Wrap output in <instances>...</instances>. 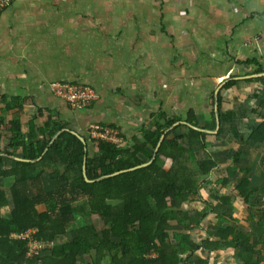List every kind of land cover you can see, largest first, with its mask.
I'll return each instance as SVG.
<instances>
[{
    "label": "crops",
    "instance_id": "obj_1",
    "mask_svg": "<svg viewBox=\"0 0 264 264\" xmlns=\"http://www.w3.org/2000/svg\"><path fill=\"white\" fill-rule=\"evenodd\" d=\"M230 80L233 86L223 89ZM58 82L87 85L97 98L72 109L51 91ZM218 96L221 113L231 112L230 119L220 121ZM0 97L15 104L6 111L0 104V115L6 123L19 121L23 134L47 118L83 138L98 124L115 128L123 149L143 141L161 122L158 113L177 118L162 134L189 127L194 116L216 167L208 174L193 171L202 180L198 198L183 208L201 210L204 201L228 197L235 206L223 208L235 218L230 225L255 245L256 261L264 257V225L256 222H264L256 210L264 195V141L251 146L236 137L245 139L249 128L264 122V0H14L0 15ZM7 129L0 127L3 145L12 138ZM35 134L34 141H44ZM86 149L91 157L96 153L91 143ZM20 159L0 153V169ZM244 179L255 190L251 214L247 205L245 214L236 206L241 199L235 188ZM12 181L0 177V187L8 192ZM10 209L11 203L0 213ZM202 224L190 234L197 243L207 238L204 229H217L216 216L209 213ZM230 250L218 264H241ZM221 252L196 253L205 259Z\"/></svg>",
    "mask_w": 264,
    "mask_h": 264
},
{
    "label": "trees",
    "instance_id": "obj_2",
    "mask_svg": "<svg viewBox=\"0 0 264 264\" xmlns=\"http://www.w3.org/2000/svg\"><path fill=\"white\" fill-rule=\"evenodd\" d=\"M260 72L261 68L255 70ZM234 83L230 80L222 88H230ZM221 101L218 96L220 121L230 119L231 112L221 113ZM261 102L264 106V99ZM0 104L4 111L15 105L5 97H0ZM157 116L161 122H156L153 130L145 132L143 141L135 142L130 149L90 140L87 136L83 143L64 124L50 118L40 126L30 125V131L23 134L19 121L9 118L7 131L12 138L3 145L0 131V153L17 155L27 161L0 169V177L13 179L8 192L0 187V209L11 203L9 213H0V264H78L86 256L90 260L82 258V264H192L190 258L197 251L215 252L224 246L233 249L241 264H258L254 259L255 245L230 225L235 218L223 211L225 207L228 211L235 209L228 197L218 200L215 196V203L212 199L204 201L201 210L183 208L186 201L198 198L200 183L193 170L208 174L216 167L214 158L206 151L205 133L187 126L180 135L171 137L170 132L149 165L123 171L151 160L163 130L177 121V118L167 119L162 113ZM4 119L0 115V127L6 123ZM187 123L197 124L194 116ZM35 129L44 141H34ZM249 129L251 132L245 139L240 134L236 136L235 128L230 130L247 145L264 141V122ZM87 143L96 149L92 157L85 151ZM198 151L204 152L203 158L196 159ZM239 154L236 151L232 156L236 162ZM160 157L171 161L169 168L159 166ZM83 163L86 178L82 174ZM119 171L123 172L112 175ZM44 172L55 182L53 189L43 188ZM235 189L251 214L256 207L250 202L255 190L248 186L247 179L241 180ZM80 200H85V204H78ZM259 202L261 206L256 210L264 218V195ZM38 206H44V211L40 212ZM209 213L216 216L217 229H204L207 238L197 243L190 234L203 228ZM80 218L83 224L75 226ZM171 222L180 227L172 236L175 243L168 241ZM256 222L264 225L262 219ZM25 233L29 237H13ZM66 235L69 236L59 248L52 246L48 251L35 250L29 254L30 241L53 243L57 237ZM193 264H206V261L197 260Z\"/></svg>",
    "mask_w": 264,
    "mask_h": 264
},
{
    "label": "built area",
    "instance_id": "obj_3",
    "mask_svg": "<svg viewBox=\"0 0 264 264\" xmlns=\"http://www.w3.org/2000/svg\"><path fill=\"white\" fill-rule=\"evenodd\" d=\"M13 1L14 0H0V15L12 4ZM50 89L56 97L65 102L72 109L87 108L97 98L96 94L89 86L79 83H52ZM86 132V135L90 140H103L116 145L123 143V138L119 136L118 131L110 126L91 124ZM13 237L26 238L29 237V234L25 233ZM31 243L35 242H29V254L39 249L38 247H31ZM258 264H264V257L258 262Z\"/></svg>",
    "mask_w": 264,
    "mask_h": 264
},
{
    "label": "rangeland",
    "instance_id": "obj_4",
    "mask_svg": "<svg viewBox=\"0 0 264 264\" xmlns=\"http://www.w3.org/2000/svg\"><path fill=\"white\" fill-rule=\"evenodd\" d=\"M4 122H6V119H4ZM6 125H7V123H5ZM4 124V125H5ZM176 134L175 133H172L171 135H175V136H177V135H180V134H182V133H184L185 132V129H183V128H177L176 129ZM117 146L118 147H120L121 148V144H117ZM201 154V152L200 151H198V152H196L195 153V156H196V159H199L201 156H203V155H200ZM227 157H229L228 155H227ZM170 162V164H171V161H169ZM158 164H159V166H162L164 169H167V168H169L170 167V164L168 163V160L167 159H165V158H162V157H160V160H159V162H158ZM194 171V170H193ZM195 171H197V170H195ZM197 173V172H196ZM194 177H196L197 179H198V182L200 183L202 180L199 178V175H197V176H194ZM42 179H43V181H42ZM42 179H41V181H42V184H43V187H45V190L47 191V190H50V189H53V187H54V184H55V182L53 181V180H50L49 178H48V173H43V177H42ZM236 183V182H235ZM235 183L233 184V185H231V187L233 188L234 187V185H235ZM229 188V187H228ZM227 189V188H226ZM230 189V188H229ZM228 190V189H227ZM231 190V189H230ZM235 193V192H234ZM240 200V199H239ZM250 201H251V199H250ZM237 202H239V204H238V207L239 208H241V212H242V214H245V210H246V205L240 200V201H237ZM252 202L254 203V200L252 199ZM85 204V200H80L79 202H78V204ZM75 205V204H74ZM37 209L41 212V211H44V206H38L37 207ZM4 212H6V211H4ZM243 218V217H242ZM240 221H243V219H241ZM251 222V221H250ZM76 224H75V226H80V225H82L83 224V219H79L77 222H75ZM245 223V222H244ZM252 223V222H251ZM242 222H240V225L242 226ZM171 229L167 232V234H168V241H171V242H173V243H175V241H173V233L174 232H176V231H178V230H180V227L176 224V222H171ZM250 224H247V222L245 223V226H249ZM255 226V225H254ZM247 229H248V227H247ZM247 231H250V230H246V232ZM67 236H69V235H66V236H64V237H57V239L53 242V243H38V242H35V243H31L30 244V246L31 247H38L39 249L38 250H42L41 252H44V251H48V249L49 248H51L52 246L53 247H57V248H59V246L67 239ZM167 241V240H166ZM231 249V247H227V246H224V247H222V248H220L219 250H221L222 252L221 253H219L217 256H210L212 259H210V257H209V255L208 256H206V257H203V258H205V261H206V258H207V260L209 261V262H207L206 261V264H218L219 262H221V260L225 257V253H227V254H229L230 253V250ZM152 256H155V254H152ZM203 256V255H202ZM83 259L85 258V257H82ZM81 258V260L83 261V259ZM85 260V259H84ZM197 260H202V258H201V255H198L197 253L194 255V257H193V259H191L190 258V261L192 262V264H193V262L194 263H196V261ZM228 259H227V257H226V261H227ZM82 261H78V264H82ZM228 262V261H227ZM157 264H159V262L157 263Z\"/></svg>",
    "mask_w": 264,
    "mask_h": 264
},
{
    "label": "water",
    "instance_id": "obj_5",
    "mask_svg": "<svg viewBox=\"0 0 264 264\" xmlns=\"http://www.w3.org/2000/svg\"><path fill=\"white\" fill-rule=\"evenodd\" d=\"M259 75H261V74H259ZM216 121L218 122V120L216 119ZM189 127H191V128H193V129H195V130H197V131H202L200 128H198V127H196V126H192V125H188ZM74 135H76L79 139H80V141L81 142H83V143H85V139L82 137V136H80L79 134H77L76 132H72ZM167 132L165 131L161 136H160V138H159V140H158V143H157V145H156V148H155V150H154V155H153V157L151 158V160H149L148 162H146V163H143V164H141V165H138V166H135V167H133V168H130V169H128V170H123V171H129V170H134V169H137V168H141V167H145V166H147V165H149L152 161H153V159H154V157H155V153L157 152V150H158V148L160 147V145H161V142L163 141V139H164V136H165V134H166ZM21 161H24L23 159H20ZM83 161H85V157H84V160ZM123 171H119V172H115V173H113L112 175H117V174H119V173H121V172H123ZM82 174H83V176L86 178V169H85V164L83 163V165H82ZM87 181H88V179H86Z\"/></svg>",
    "mask_w": 264,
    "mask_h": 264
}]
</instances>
